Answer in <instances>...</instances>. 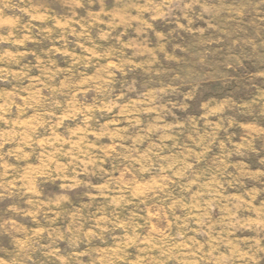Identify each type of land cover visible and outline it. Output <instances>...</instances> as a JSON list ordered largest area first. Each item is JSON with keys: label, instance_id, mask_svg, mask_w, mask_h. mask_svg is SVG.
<instances>
[{"label": "rangeland", "instance_id": "rangeland-1", "mask_svg": "<svg viewBox=\"0 0 264 264\" xmlns=\"http://www.w3.org/2000/svg\"><path fill=\"white\" fill-rule=\"evenodd\" d=\"M0 264H264V0H0Z\"/></svg>", "mask_w": 264, "mask_h": 264}]
</instances>
